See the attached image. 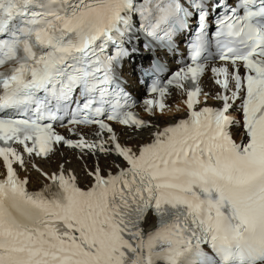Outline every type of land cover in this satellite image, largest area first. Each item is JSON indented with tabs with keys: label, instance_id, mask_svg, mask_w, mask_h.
Segmentation results:
<instances>
[{
	"label": "snow or ice",
	"instance_id": "6c2138e0",
	"mask_svg": "<svg viewBox=\"0 0 264 264\" xmlns=\"http://www.w3.org/2000/svg\"><path fill=\"white\" fill-rule=\"evenodd\" d=\"M185 32L137 115L129 45ZM0 264H264V0H0Z\"/></svg>",
	"mask_w": 264,
	"mask_h": 264
},
{
	"label": "bare ground",
	"instance_id": "6f19581e",
	"mask_svg": "<svg viewBox=\"0 0 264 264\" xmlns=\"http://www.w3.org/2000/svg\"><path fill=\"white\" fill-rule=\"evenodd\" d=\"M134 85H136V84L134 83ZM201 86H202V88H203L204 91L216 92V91L219 90L218 87L213 83V78L209 74L204 75V77L202 78V81H201ZM180 99L181 98L179 96H176L175 95V92H174V94L168 99L167 102L170 105L173 106V109L175 107H177V106H179V107L182 108L183 105L182 104H178V101ZM209 103L212 104L213 102L210 101ZM172 114L173 113H169V115H172ZM182 114L183 113H180V115H182ZM233 133H234V136L238 140H240V136H241L240 129L239 128H234ZM63 134L66 135V136H68L67 133H63ZM64 156H66L69 161H72L73 162L72 163V167L77 168V174H79V168H78L77 162L73 160V154H72L71 150L65 149L64 150ZM64 156H61L59 158L60 162H63ZM42 166L44 168L48 169V170H51V168H54L55 167V164H53L51 166H49L48 164H43ZM20 175L23 178L26 174L24 172H21ZM27 175H29V177H30V184H29V186L30 187H38V183L36 181V174L35 173H28Z\"/></svg>",
	"mask_w": 264,
	"mask_h": 264
}]
</instances>
